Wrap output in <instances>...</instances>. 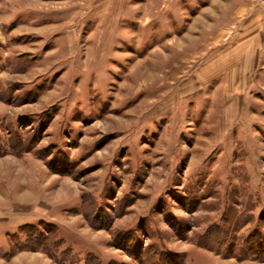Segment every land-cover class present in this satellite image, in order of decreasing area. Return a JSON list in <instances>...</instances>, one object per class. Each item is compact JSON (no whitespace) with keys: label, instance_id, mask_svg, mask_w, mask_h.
<instances>
[{"label":"rangeland","instance_id":"obj_1","mask_svg":"<svg viewBox=\"0 0 264 264\" xmlns=\"http://www.w3.org/2000/svg\"><path fill=\"white\" fill-rule=\"evenodd\" d=\"M0 264H264V0H0Z\"/></svg>","mask_w":264,"mask_h":264}]
</instances>
